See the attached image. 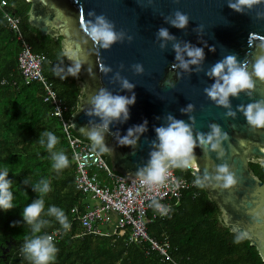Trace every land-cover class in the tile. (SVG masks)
Masks as SVG:
<instances>
[{
    "label": "water",
    "instance_id": "obj_1",
    "mask_svg": "<svg viewBox=\"0 0 264 264\" xmlns=\"http://www.w3.org/2000/svg\"><path fill=\"white\" fill-rule=\"evenodd\" d=\"M29 25L43 36H62L65 54L81 62L78 79L82 86L78 109L70 116L72 131L86 137L79 129L98 123L100 118L88 115L90 94L104 88L113 94L131 96L127 120H115L109 124L105 142L112 170L127 179L140 178L137 170L147 164L155 128L167 124L168 116L184 120L196 134L211 131L210 124L220 126L227 138L221 140L222 157L216 150L201 146L197 141L194 156L186 165L194 173L214 176L216 166L227 163L234 171L236 183L227 188L215 180L205 188L221 212L222 221L232 231H243L251 245L264 260V181L252 174L249 162L259 159L264 165V128L247 124L238 105L264 99V82L257 80L252 95L245 92L229 97V106L218 105L209 98L205 89L214 77L207 73L218 60L234 53L240 60H248L249 68L255 57L264 49V0H254L251 10L236 12L228 7V0H27ZM179 9L189 16L184 28L168 22ZM104 14L114 23L123 37L109 49H97L86 37L84 27L88 20ZM167 28L170 39L157 35L158 29ZM203 49V59L189 64L188 69L179 66L173 45L179 44L181 55L188 59L184 45ZM70 61V60H69ZM71 65L73 64L70 61ZM140 64L137 72L134 65ZM175 65V67H174ZM127 79L132 89L122 87ZM191 104L189 111H182ZM229 108L235 116L227 115ZM147 121L146 130L139 134L135 145H121L123 136L135 125ZM87 138V137H86ZM88 139V138H87Z\"/></svg>",
    "mask_w": 264,
    "mask_h": 264
},
{
    "label": "trees",
    "instance_id": "obj_2",
    "mask_svg": "<svg viewBox=\"0 0 264 264\" xmlns=\"http://www.w3.org/2000/svg\"><path fill=\"white\" fill-rule=\"evenodd\" d=\"M6 2L4 9H0V166L9 168L14 207L0 211V264H30L20 251L25 235L30 232L20 213L37 197L31 184L40 178H46L51 186L44 196L45 210L48 205H57L64 209L69 222V228L64 229L54 217L42 213L51 221L43 231H60V236L54 240L58 252L53 264H264L257 248L246 236L240 241L235 240V236L243 231H232L226 226L205 186L196 184L182 193L169 217L154 220L148 226L151 237L168 239L171 245L169 261H161L153 253L147 254L146 243H130L129 231L109 236L84 234L77 216L71 212L76 207L82 213L86 200L75 187L76 166L72 151L60 122L52 116L51 104L43 100L41 84L24 82L18 63L20 43L8 25L4 11L19 18L24 39L34 53L45 57L43 74L68 107V117L79 107L81 83L78 75L62 79L52 71L56 67L66 72L67 66L71 65L62 36H43L29 25L31 4L27 0ZM44 130L53 131L58 137L53 150L63 151L68 157L69 164L63 169L52 167L50 151L38 141ZM100 154L110 165L107 154ZM249 167L254 176L264 181V166L260 162L251 161ZM172 168L177 177H185L192 183L198 176L185 166ZM25 178L29 183H24ZM18 220L21 224L13 223Z\"/></svg>",
    "mask_w": 264,
    "mask_h": 264
},
{
    "label": "clouds",
    "instance_id": "obj_3",
    "mask_svg": "<svg viewBox=\"0 0 264 264\" xmlns=\"http://www.w3.org/2000/svg\"><path fill=\"white\" fill-rule=\"evenodd\" d=\"M253 3L254 0H228V7L236 12H244L246 11L245 6H247V10H251ZM256 15L257 17L264 16V12L257 11ZM188 20V14L177 9L172 18L168 19V22L177 28H184L187 26ZM84 31L86 37L97 49H109L113 43L123 37V32H118L114 23L104 14L96 15L94 21L88 20ZM157 35L163 39L171 38L169 31L164 27L158 29ZM173 47L176 50V59L179 61V66L184 69H188L189 64H198L203 59L204 52L200 47L185 43L184 51L188 59L181 55L179 44H175ZM261 48L264 49V45H261ZM134 67L137 72L142 71L140 64H136ZM80 70L81 62L67 66L66 72L62 68L54 67L52 69L53 73L62 79L68 75L75 77ZM207 74L215 78L212 85L205 89L207 96L218 105L227 107L230 104L229 97L238 96L241 92L251 96V90L257 80L264 82V51H261L255 57L250 68L248 60H240L236 54L228 53L212 65ZM122 87L132 89L133 85L127 79H122ZM134 102V93L131 96L113 94L104 88H100L89 95L87 103L90 107L87 108V114L95 115L100 120L88 127L82 126L79 131L88 138L93 150L100 153L109 150L105 142V134L109 131V124L115 120H127L129 106ZM192 107L189 104L182 111H189ZM237 108L243 112L249 126L264 128V99L254 100L246 105L241 104ZM227 115L235 116V112L229 108ZM167 119V124L155 128L156 140L153 141V148L150 151L148 162L137 170V175L142 182L148 185L163 183L170 167L186 166L194 156L193 150L197 141L201 146L216 150L218 157L224 155L221 140L227 138V133H222L219 125L210 124V132H198L194 139L190 124L171 115ZM146 124L147 121H144L129 128L125 135H118V143L121 145H135L139 134L146 130ZM38 141L50 151L53 168L60 170L68 166L67 155L63 151L53 150L58 142V137L53 131H42ZM211 180H215L224 188L237 182L234 171L227 163H222L216 166L214 176H210L208 173L203 176L198 175L193 183L204 187ZM12 183V179L9 178V168L0 166V211L6 212L14 207ZM24 183H29L27 178H25ZM31 187L38 195L30 203H27L20 213L23 224L28 225L30 228V232L25 235L21 244L20 251L30 264H53L58 249L53 236L43 231L51 222L44 216L54 217L64 229L69 228V222L64 209L61 207L51 204L45 210L44 196L50 191L51 187L46 178H40L38 181L33 182ZM152 203L159 207L156 201ZM42 213H44V216H42ZM13 223L21 224V221H14ZM245 235L244 232H239L235 236V240L240 241Z\"/></svg>",
    "mask_w": 264,
    "mask_h": 264
},
{
    "label": "built area",
    "instance_id": "obj_4",
    "mask_svg": "<svg viewBox=\"0 0 264 264\" xmlns=\"http://www.w3.org/2000/svg\"><path fill=\"white\" fill-rule=\"evenodd\" d=\"M6 5V0H0L1 10ZM3 14L20 43L18 63L25 84H41L43 100L51 104L52 116L60 122L72 151L76 166L75 187L85 195L86 200L82 213L76 207L71 212L77 216L84 234L109 236L129 231L130 243H146L147 254H156L161 261L171 260L168 239L164 237L163 240H157L151 237L148 226L154 220L169 217L172 209L180 202L182 193L195 184L185 177H177L172 167L163 183L152 185L143 183L141 178L127 179V176L114 172L100 152L91 148L89 141L74 134L68 107L43 74L45 57L32 51L20 30L19 18L5 11ZM190 169L194 174V168ZM49 234L55 240L60 236V231L53 230Z\"/></svg>",
    "mask_w": 264,
    "mask_h": 264
},
{
    "label": "flooded vegetation",
    "instance_id": "obj_5",
    "mask_svg": "<svg viewBox=\"0 0 264 264\" xmlns=\"http://www.w3.org/2000/svg\"><path fill=\"white\" fill-rule=\"evenodd\" d=\"M251 161H258V162H260L262 165H263V163L259 160V159H257V158H252L251 160H250V162ZM264 166V165H263ZM199 175V174H198Z\"/></svg>",
    "mask_w": 264,
    "mask_h": 264
},
{
    "label": "rangeland",
    "instance_id": "obj_6",
    "mask_svg": "<svg viewBox=\"0 0 264 264\" xmlns=\"http://www.w3.org/2000/svg\"><path fill=\"white\" fill-rule=\"evenodd\" d=\"M64 48V47H63ZM68 57V56H67ZM68 60H70L73 64L75 63V58L74 57H69Z\"/></svg>",
    "mask_w": 264,
    "mask_h": 264
}]
</instances>
